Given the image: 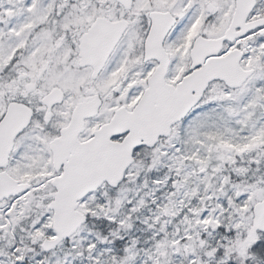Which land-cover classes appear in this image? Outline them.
Instances as JSON below:
<instances>
[{
	"label": "snow or ice",
	"instance_id": "1",
	"mask_svg": "<svg viewBox=\"0 0 264 264\" xmlns=\"http://www.w3.org/2000/svg\"><path fill=\"white\" fill-rule=\"evenodd\" d=\"M0 264H264V0H0Z\"/></svg>",
	"mask_w": 264,
	"mask_h": 264
}]
</instances>
